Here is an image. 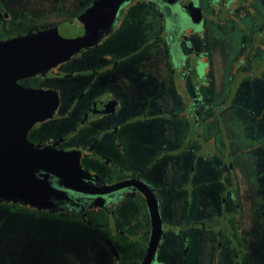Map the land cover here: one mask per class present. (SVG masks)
Instances as JSON below:
<instances>
[{
	"label": "flooded vegetation",
	"instance_id": "af4514ba",
	"mask_svg": "<svg viewBox=\"0 0 264 264\" xmlns=\"http://www.w3.org/2000/svg\"><path fill=\"white\" fill-rule=\"evenodd\" d=\"M98 1L0 0V44L29 38L32 49L44 51L55 28H65ZM218 43L227 54L219 60L228 67L216 79L211 67ZM262 75L264 0H129L109 34L70 60L13 82L0 76V107L16 108L21 99L15 95L22 90L43 91L51 102L58 97L57 108L31 128L28 140L49 153L78 156L89 176L78 187L90 192L69 189L51 174L49 183L61 192L52 209L0 204L76 222L72 230L79 243L61 264H97L99 256L105 264L132 262L129 249L139 235L145 238L142 264L152 233L140 190L145 184L163 219L152 264L261 263L264 250L253 241L256 232L244 229L241 211L247 168L238 159L248 151L230 136L225 139L224 119L229 106L245 108L235 99L240 86ZM197 166L219 171L224 207L216 225H208L197 207L205 182L193 180ZM125 205L143 207L144 227L136 230L139 219L121 216ZM166 240L170 258L160 254ZM19 253L23 264H37Z\"/></svg>",
	"mask_w": 264,
	"mask_h": 264
},
{
	"label": "water",
	"instance_id": "95a60500",
	"mask_svg": "<svg viewBox=\"0 0 264 264\" xmlns=\"http://www.w3.org/2000/svg\"><path fill=\"white\" fill-rule=\"evenodd\" d=\"M128 1L99 0L65 28H55L44 51L32 49L29 38L1 43L0 76L6 74V79L11 77L13 82L20 75L44 73L70 60L109 34L121 7ZM16 89H19L18 86ZM15 96L21 99L16 100V108L0 107V201H20L39 210L52 209V200L58 198L61 192L49 183L51 174L60 178L62 185L69 189L90 192L78 187L84 178L89 177L82 169L78 156L72 152L49 153L36 148L28 140L31 128L57 108L58 97L55 96L51 102L49 95L40 90H22ZM3 103L0 101V104ZM40 172L44 173L38 175ZM142 185L140 190L146 196L152 227L142 264H152L163 238V219L154 192ZM121 186L105 188L99 193L104 194Z\"/></svg>",
	"mask_w": 264,
	"mask_h": 264
},
{
	"label": "rangeland",
	"instance_id": "374dc122",
	"mask_svg": "<svg viewBox=\"0 0 264 264\" xmlns=\"http://www.w3.org/2000/svg\"><path fill=\"white\" fill-rule=\"evenodd\" d=\"M219 48L221 47L218 43L214 47V54L217 57H215L211 67V72L217 74L215 75L216 79H219V73H224L228 67L226 61L219 60L220 55L222 57L227 56L226 51L219 50ZM260 77L262 79L254 80L251 85L240 86L235 99L240 101L241 105H245V108L238 107L237 109L235 105L229 106V113L226 114L224 120L227 129H229V135L227 134L225 139L228 140L230 136L248 151L246 154H240L241 157L238 159L241 162L243 160L247 168L244 171L245 176L242 177L239 190L241 211L244 213V229L256 232V239L253 241L256 246H261L264 250V172L258 170L264 168V75ZM252 83L254 84L252 85ZM248 108L249 110H247ZM255 131L262 137H255L259 135ZM204 167L197 166V169L195 168L197 177H194L193 180L203 179L205 181L198 189L200 190V198L197 207L200 213L203 212L207 218L205 222L212 226L218 223L219 211L224 207L221 197L222 184L218 169L209 168V166ZM237 171L240 170L237 168ZM197 183L195 181L193 184L196 185ZM168 212L167 207L163 209L166 216L169 215ZM119 213L122 217H128L130 220L139 219L136 230L144 227V219H140L143 207L140 205H125L119 210ZM57 225L61 227L59 230L56 229ZM76 226V222L73 221L60 218H43L37 212L27 209H14L0 204V264H23L20 250L26 252L29 260L34 261L36 259L37 264H47L49 259L54 260L53 263L61 264L62 258H70L68 253L72 252L77 247L76 244L79 243L77 231L72 230L77 228ZM144 243L145 238L142 235L135 238L132 248L129 249L132 262L124 260L123 264H138L140 257L145 252ZM43 244H45L44 247ZM169 249V240H166L160 249L162 258H170ZM34 256L38 257L34 258ZM100 259L99 256L96 263L105 264ZM260 261L261 263L257 262V264H264V255L261 256ZM53 263L50 262V264Z\"/></svg>",
	"mask_w": 264,
	"mask_h": 264
}]
</instances>
